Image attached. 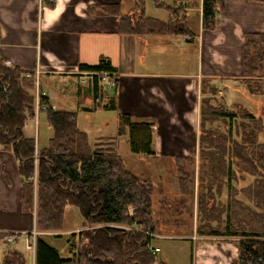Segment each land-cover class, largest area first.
<instances>
[{
    "label": "crops",
    "instance_id": "0c3cea01",
    "mask_svg": "<svg viewBox=\"0 0 264 264\" xmlns=\"http://www.w3.org/2000/svg\"><path fill=\"white\" fill-rule=\"evenodd\" d=\"M137 1L55 0L50 8L48 0H0V60L34 79L35 98L39 94L52 109L77 113L91 144L112 138L119 141V151L124 140L131 152L128 133L119 135L118 118L127 115L152 126L153 160H197L205 91L216 89L215 103L226 92L227 100L221 98L230 110L238 107L254 113L248 104H254L255 95L241 79L244 43L247 34H264V2L222 0L217 29L206 31L202 27L203 0H145L142 10L136 9ZM155 1L179 8L176 16L186 30L191 27V36L172 34L175 25L170 11ZM144 19L171 30L160 27L150 33L154 28L147 25L139 31ZM105 61L115 70V88L86 75L91 71L85 68ZM219 80L233 82L230 90L218 88ZM238 95L245 106L235 101ZM105 110L116 114L117 133L95 134L91 141L93 130L109 124L96 119ZM28 196L19 160L0 145L2 258L13 248L11 244L23 241L28 248L27 237L35 224ZM152 234V246L159 248L154 241L161 236ZM8 238L14 240L6 243Z\"/></svg>",
    "mask_w": 264,
    "mask_h": 264
},
{
    "label": "trees",
    "instance_id": "16d2710c",
    "mask_svg": "<svg viewBox=\"0 0 264 264\" xmlns=\"http://www.w3.org/2000/svg\"><path fill=\"white\" fill-rule=\"evenodd\" d=\"M144 1L140 5L141 1L138 0L136 9L142 10ZM155 2L170 11L175 25L171 33L186 35L191 27L186 30L182 19L176 16L180 9ZM221 4L222 0H203L204 30L217 29ZM48 5L53 8L55 0H48ZM144 21L139 31L147 29ZM146 21L154 28L150 33L157 32L160 27L170 31L160 22ZM188 33L191 35V31ZM243 56L244 76L241 79L246 84L249 80H257L254 87L248 85V88L253 95L261 93L264 88V34L246 35ZM85 69L91 72L115 71L106 61ZM35 88L33 78H28L17 68L6 67L0 60V145L3 151H12L19 160V173L28 190L30 204L34 197L33 177L37 174L38 232H62L69 207L80 211L87 229L70 234L67 253L50 246L42 235H38L30 250H22L19 242L6 250L0 264H166L156 259V252L147 250V244H152V239L144 234L146 231L157 232L152 180L138 177L127 169L118 151L119 141L109 138L91 144L88 135L79 127L77 113L54 110L42 96L40 102L49 106L44 114L53 134L47 147L40 149L38 141L26 137L24 132L28 121L35 117ZM205 93L210 96L202 100L201 110L206 104H211L216 89L209 88ZM258 96L262 99L264 95ZM263 112L264 107L257 116L245 108L227 112L222 107L212 105L207 111L214 120L220 118L227 123L228 134L220 133L219 138L232 139L230 141L234 145L226 149L230 150V162L219 161L212 169V182L205 187L211 191L214 182L227 179L226 186L231 193L228 196L231 201L225 209L228 216L220 227L208 222L201 230L213 236L238 238L235 264H264V143L258 141V133L264 130ZM239 119L249 122L240 124ZM118 123L119 135H129L132 154L156 155L150 124L135 122L127 115L119 116ZM249 126L253 128L249 130ZM234 131H241L240 137L246 136L245 143L231 138ZM175 163L180 193L190 194L188 178L190 182L193 181L194 172H185L184 165L194 164L195 159L178 158ZM245 175H249L253 181L246 187L236 188L233 182H240ZM221 185L222 182L220 186L218 183V187L221 188ZM208 196L212 197L209 192ZM244 199L254 207H250ZM206 200H203L204 210ZM32 237L33 234H29L27 241Z\"/></svg>",
    "mask_w": 264,
    "mask_h": 264
},
{
    "label": "rangeland",
    "instance_id": "374dc122",
    "mask_svg": "<svg viewBox=\"0 0 264 264\" xmlns=\"http://www.w3.org/2000/svg\"><path fill=\"white\" fill-rule=\"evenodd\" d=\"M140 5H143V0H140ZM148 26H151L147 21H144ZM152 29V28H151ZM174 29V28H173ZM171 30V28H170ZM189 31V30H188ZM188 31L187 36H191ZM188 39H190L188 37ZM186 44V43H185ZM250 82V83H249ZM247 81V86H255L257 80ZM231 83L230 81L217 82V87L222 88V91L230 90L228 88ZM264 85V81H262ZM259 95H264V88ZM258 94L254 97V104H248V107L253 110L255 115H260L259 110L264 107V96L259 98ZM210 96L209 94L206 95ZM227 100L226 92L221 96ZM217 99L216 103L211 101L213 107L219 108V104L223 105V110L235 111L231 109V106L224 104L225 99ZM241 95L236 96L235 101L239 102L240 105L245 106L244 98H240ZM259 98V102H257ZM261 100V101H260ZM238 104V103H236ZM206 104L199 114V138H200V151L198 159H195L194 164H185V172H194V176L190 182L188 178V189L190 194L182 195L180 193V187L178 183V167L175 162L170 161H156L152 157L139 158L129 151V146L124 140H121L119 148L120 154L126 164L127 169L133 174L141 178H149L154 182V194L153 203L155 208V221L156 230L161 236L159 239L154 241V245L159 246L160 252L156 253V259L166 264H235L238 256V248L236 240L238 238H227L223 236H213L210 233H204L201 230L205 224L211 222L212 226L220 227L223 225L227 218L225 212L228 207L229 195L231 194L226 186L227 179H220V182H214V186H211V191L205 189V187L213 180V168L218 165V162L223 160L228 164L230 162V153L226 149H230L234 143L226 139L222 140L220 133L225 136L228 134V125L223 120L211 118L207 113L209 106ZM238 109V107H235ZM237 111V110H236ZM240 110H238L239 112ZM261 112V111H260ZM262 113V112H261ZM115 113L111 111H102L97 116V120L107 122L105 126H100L93 130L94 134L90 135V140H94L95 134L113 135L117 133V122H115ZM263 124H264V112H263ZM210 118V119H208ZM79 120V119H78ZM249 122L246 119H239V123ZM82 126V124H81ZM80 127V126H79ZM84 127V126H82ZM253 126H249V130ZM81 129V128H80ZM27 137L36 139L39 143V148H46L49 142V138L52 136V130L48 127L46 115H40L38 123L33 120H29L24 130ZM233 132L234 138L239 143H245V135L240 137V133ZM258 141L264 143V130L258 133ZM103 142V141H101ZM210 145L209 147L207 146ZM225 148V149H224ZM182 167V166H181ZM37 174L33 177L34 183V197L32 203L28 204L31 210V217L34 218L32 227L33 238L28 241V249L32 248V242L34 243L35 237L34 232L38 235H42L43 239L47 244L54 247L55 249L62 251L65 250L67 253V239L71 233L80 232L87 229L85 227V219L81 215L80 211L75 207H69L66 209L64 230L62 232L41 234L36 229V211H37ZM36 179V180H35ZM253 181V178L249 175H245V178L240 182H233L236 188L246 187ZM222 182V187H218V183ZM193 184V185H192ZM210 187V186H209ZM192 191V193H191ZM189 192V191H188ZM208 192L212 197L208 196ZM208 197L207 200L205 197ZM239 198H242L240 196ZM206 200L207 207L204 210L203 200ZM247 204L250 207L254 205L247 199ZM202 202V203H201ZM130 230V228H125ZM208 232V231H207ZM54 235H62L61 237H55ZM162 235L164 236L162 238ZM24 237V236H23ZM12 242V241H11ZM6 241V243H11ZM15 244H11L14 247ZM20 248L27 249L23 241L18 243ZM2 242L0 241V258H2ZM23 250V249H22ZM27 251V250H26ZM3 258L0 260L2 263Z\"/></svg>",
    "mask_w": 264,
    "mask_h": 264
},
{
    "label": "built area",
    "instance_id": "2783aa9c",
    "mask_svg": "<svg viewBox=\"0 0 264 264\" xmlns=\"http://www.w3.org/2000/svg\"><path fill=\"white\" fill-rule=\"evenodd\" d=\"M188 40H191V39H188ZM86 75H88L90 77H94L100 85L108 86L111 88H115L117 86L116 74L113 72L100 71V72H91V73H88ZM38 84L39 83L37 81V85ZM48 108H49V106L43 105L40 102V95L38 94L35 98V117H34V120L36 121V123H38V120L40 118L41 113H45L48 110ZM37 234H38L37 232H34V237H36ZM144 234L146 235L147 238H150V239H152L154 236L149 231L144 232ZM7 240H8V242H11L14 240V238H8ZM147 250L152 251V252H156V253L159 252V248L153 247L150 242L147 244Z\"/></svg>",
    "mask_w": 264,
    "mask_h": 264
}]
</instances>
